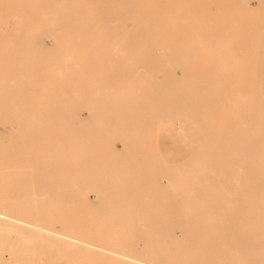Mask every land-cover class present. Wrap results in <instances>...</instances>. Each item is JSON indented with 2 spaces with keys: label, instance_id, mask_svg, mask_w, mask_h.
Returning <instances> with one entry per match:
<instances>
[{
  "label": "bare ground",
  "instance_id": "1",
  "mask_svg": "<svg viewBox=\"0 0 264 264\" xmlns=\"http://www.w3.org/2000/svg\"><path fill=\"white\" fill-rule=\"evenodd\" d=\"M213 2L0 0V264H264V0Z\"/></svg>",
  "mask_w": 264,
  "mask_h": 264
},
{
  "label": "rangeland",
  "instance_id": "2",
  "mask_svg": "<svg viewBox=\"0 0 264 264\" xmlns=\"http://www.w3.org/2000/svg\"><path fill=\"white\" fill-rule=\"evenodd\" d=\"M20 1L25 3V4H27L29 2V0H7L6 7L8 9H11L12 5H15L17 2H20ZM32 1L33 2L35 1L36 3L42 2V4H45L44 3L45 0H32ZM187 1H189V0H187ZM205 1H206V3H204V5H206L207 7H210L211 5L218 4V3L213 2V0H205ZM251 2H252L253 6H256V4H257L256 1H251ZM3 3H4V1H3ZM3 3L0 4V8H2V9H4ZM86 8L89 11H90V9H94V7H86ZM180 11H184L185 14L188 12H204V14H206V16H207V13L209 10L200 11L196 5H191V6L189 5V6L182 8ZM224 11H225V9H224L223 5L220 3L221 14H223ZM57 13H59V8L55 7V14L57 15ZM208 16L216 18V17H219L220 14H219V11H214ZM15 20L13 18L9 19V23L7 25V33L4 34V36L6 38H3L0 40V53H4L5 57L7 56V54L15 52V53H17L16 58H19L20 53L22 54L23 52H25V48L22 45L23 39L21 38V34H19V32L17 31V26L15 23ZM79 36L80 35L78 33L73 34V40L75 42H77L78 47L74 48V49L64 50L63 52H62V50H60L62 53L60 55H58V59H60V60H68V59L81 60L84 57L85 51H92V47H89V46H88V48L84 47V46L79 47V46H81V43L83 44V42H85V41H82ZM47 41L49 42V44L51 46V40L48 39ZM96 41H97L96 38L92 37L91 40H89V41L87 40L86 42L90 46H93V43H95ZM121 43H123V41H121L120 39L108 40V41H106V44L107 45L111 44V45H110V47L106 48L105 50H109V51H129V50H131L129 48H121V47L117 46ZM125 57L130 58V56H128V55H126ZM2 61H3V58H1V55H0V70L2 69L3 66H5V65H3V63H1ZM64 67H66L67 69H69V68L72 69L73 65H68V66H64ZM176 72L179 76H181V74H182L181 69H178ZM58 89L59 88L55 85L51 86V89L49 92L50 96L47 97V99L42 98V99H39L38 101H36V103H34L30 107L31 111L45 109V107L49 106V103L51 105V102L56 100V97H57L56 94H58V91H57ZM70 91H71L70 89H66V92L70 93ZM98 105H100V103H98ZM71 107L73 110H75L74 108L76 106H75L74 102L71 103ZM77 111H78V114H81L83 116V118H85V120H90L91 118H94L97 116H102L100 110H98L94 106H90V107L85 108V109L84 108L82 109V107H80L79 109H77ZM0 116H1V114H0ZM4 125H5L4 130H3V127L0 125L1 132H5L6 134H9L10 133V123L5 122ZM158 128H160V129H157L156 132H155V129H152L148 138H146L145 144L143 146V149L145 151H154L156 149V150H160L161 152H164L165 149L171 148L170 140L167 138L163 139L162 135H163V132H165V130H163L162 125L159 126ZM117 147L122 148V144L120 142H118ZM109 148H110V146L108 144L104 145L102 147V152L105 154L108 153ZM82 153H83V151H82ZM82 155L83 154H80V157ZM23 168H25V167H18V166L17 167H11V166L0 167V172L21 171ZM89 196L91 199H94V194L90 193ZM60 227H61V225H59V224L56 225L57 229H60ZM2 232H6V231H2ZM7 259H8V257H7Z\"/></svg>",
  "mask_w": 264,
  "mask_h": 264
}]
</instances>
